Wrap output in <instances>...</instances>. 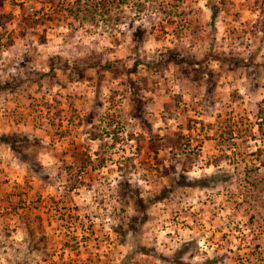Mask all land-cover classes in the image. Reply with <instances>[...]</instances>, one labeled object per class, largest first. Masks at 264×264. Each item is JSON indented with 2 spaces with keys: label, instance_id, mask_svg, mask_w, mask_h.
<instances>
[{
  "label": "rangeland",
  "instance_id": "374dc122",
  "mask_svg": "<svg viewBox=\"0 0 264 264\" xmlns=\"http://www.w3.org/2000/svg\"><path fill=\"white\" fill-rule=\"evenodd\" d=\"M0 264H264V0H0Z\"/></svg>",
  "mask_w": 264,
  "mask_h": 264
},
{
  "label": "trees",
  "instance_id": "16d2710c",
  "mask_svg": "<svg viewBox=\"0 0 264 264\" xmlns=\"http://www.w3.org/2000/svg\"><path fill=\"white\" fill-rule=\"evenodd\" d=\"M10 142H14V141H10ZM173 186V185H172Z\"/></svg>",
  "mask_w": 264,
  "mask_h": 264
}]
</instances>
